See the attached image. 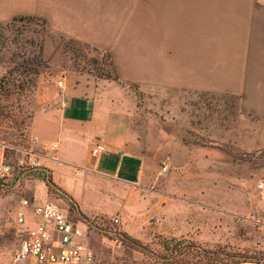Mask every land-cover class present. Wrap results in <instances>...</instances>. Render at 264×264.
<instances>
[{
	"label": "rangeland",
	"instance_id": "rangeland-1",
	"mask_svg": "<svg viewBox=\"0 0 264 264\" xmlns=\"http://www.w3.org/2000/svg\"><path fill=\"white\" fill-rule=\"evenodd\" d=\"M47 1L0 0V42L8 39L0 45V163L12 167V175L0 179V264H35L14 261L26 228L16 223L23 198L32 205L54 202L87 222L83 242L94 253L93 264H158L165 254L162 245L170 239L191 240L209 250L264 252V120L245 112L242 86L245 77L253 78L264 26L260 0H200L204 19L220 20L231 29L228 34L203 30L201 41L212 58L203 64L202 76L191 45L167 43L174 36L164 9L173 4L166 0H107L124 7L107 23L119 31L112 45L69 29L65 20L44 8L50 5ZM185 12L188 17L194 13L188 8ZM33 16L45 20L42 32L40 25L26 26L25 20L6 26L13 17ZM32 33L43 37L45 66L28 91L20 88L23 60L8 58L13 50L21 55L25 37ZM187 34L183 27L179 36ZM226 41L230 46L224 47ZM109 62L121 81L115 83L134 100L140 135L155 136L153 146L145 148L151 167L138 214L127 220L115 215L86 221L59 185L46 186L47 177L53 184L59 178L43 167V160L31 171L20 170L17 162L30 153L41 159L30 126L34 114L45 108L42 96L59 89L58 81L68 71L102 79L97 76L110 74ZM230 79L233 85H228ZM258 87L251 83V90ZM167 134L170 144L163 146ZM127 223L145 231L140 237L129 235L124 231ZM175 227L179 231L173 236L170 229ZM124 235L145 249H132Z\"/></svg>",
	"mask_w": 264,
	"mask_h": 264
},
{
	"label": "crops",
	"instance_id": "crops-1",
	"mask_svg": "<svg viewBox=\"0 0 264 264\" xmlns=\"http://www.w3.org/2000/svg\"><path fill=\"white\" fill-rule=\"evenodd\" d=\"M47 2L50 5L44 8H49L53 14L65 20L69 29L105 45L116 42L119 31L115 27L108 28L107 23L111 25L118 16L117 13L124 8L120 2ZM166 2L173 4L164 9L168 15L166 17L171 28L170 34L174 36L172 40L168 37L167 43L169 46L171 42L191 45L195 51L193 55L198 58L202 76L203 64L212 58L208 46H203L201 41L203 30L210 28L213 33L219 34L221 31L228 34L231 29L220 20L209 19V16L204 19L200 0L187 4L185 0ZM260 3V13L263 16V0ZM187 8L194 11L189 17L185 16ZM208 9H211L210 5ZM191 18L192 21H189ZM183 27L188 36L180 38ZM259 34L261 36L252 71L253 78L245 77L242 86L244 111L264 120V26H261ZM228 42H225L224 47L230 46ZM209 45H212V41ZM225 77L228 78L229 73ZM231 81L230 79L228 85L235 83V80ZM251 83L258 84V90H251ZM41 101L45 108L34 114L30 135L41 156L40 162L43 160V167L56 172L59 180L54 185H59L58 188L72 200L77 214L87 221H92L97 216L115 215L127 220L131 213L138 214L140 197L143 189H146L144 183L151 167L149 151L145 148L153 146L155 136L152 133L140 135L136 123L137 108L131 94L115 82L97 79L87 73L68 71L64 75L62 88L48 90ZM151 130H154V124L151 125ZM162 138L163 146L170 144L169 134ZM165 140L168 142L165 143ZM98 144L103 145L106 150L98 157H93L91 150ZM141 200L142 205L143 197ZM141 230L145 231L142 226L139 228L129 223L124 227L126 233L137 237L141 236ZM170 230L175 236L179 227Z\"/></svg>",
	"mask_w": 264,
	"mask_h": 264
},
{
	"label": "built area",
	"instance_id": "built-area-1",
	"mask_svg": "<svg viewBox=\"0 0 264 264\" xmlns=\"http://www.w3.org/2000/svg\"><path fill=\"white\" fill-rule=\"evenodd\" d=\"M63 79L61 77L58 81L60 88ZM105 150L103 145L98 144L92 148L91 154L98 157ZM40 166V159L33 153L17 162V167L22 171L36 170ZM10 175L12 167L0 163V179L6 180ZM16 223L26 228L14 254L15 262L29 260L35 264H93L94 253L83 242L82 228L87 232L88 223L74 219L70 211L59 208L54 202L32 205L29 200L21 199Z\"/></svg>",
	"mask_w": 264,
	"mask_h": 264
},
{
	"label": "trees",
	"instance_id": "trees-1",
	"mask_svg": "<svg viewBox=\"0 0 264 264\" xmlns=\"http://www.w3.org/2000/svg\"><path fill=\"white\" fill-rule=\"evenodd\" d=\"M25 20L26 26L31 24L40 25L41 32L44 29L45 20L39 17H13L10 22L6 24L7 27L13 25L17 21ZM26 39V46L21 49V55L17 56L15 50L10 53V49H6L5 52H9V61L16 60L17 57L23 60L22 72L23 81L20 85L22 90L32 91L37 82V78L40 74L41 69L45 66L43 60V37L42 35L29 34ZM1 40V46H5V40ZM104 57L109 59L108 54H104ZM109 73L102 76H97L104 80H110L121 84L118 76L116 67L112 62H109ZM47 187L53 184L51 177H47L45 180ZM87 221V220H86ZM127 245L136 251H143L145 247L138 241L127 235L123 236ZM164 256L160 258L158 264H264V252H236V251H226V250H209L200 247L198 244L191 240L186 239H170L167 240L163 245Z\"/></svg>",
	"mask_w": 264,
	"mask_h": 264
}]
</instances>
